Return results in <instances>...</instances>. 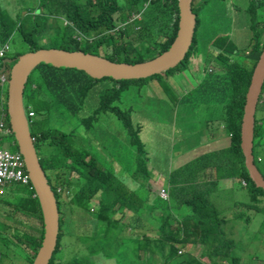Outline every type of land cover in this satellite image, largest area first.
<instances>
[{
  "label": "trees",
  "instance_id": "obj_1",
  "mask_svg": "<svg viewBox=\"0 0 264 264\" xmlns=\"http://www.w3.org/2000/svg\"><path fill=\"white\" fill-rule=\"evenodd\" d=\"M8 1L5 0L6 3ZM11 1L19 3L18 6L24 9L25 13H18L14 17L9 8L10 5L8 8H1L0 36L6 42L10 37L9 33L16 30L23 36V42L30 46V51L43 48L38 43L40 39L53 42L63 41L68 47L64 45L53 47L83 50L104 56L112 61L136 63L153 59L167 50L173 44L179 30V0H35V3L32 1L30 4L27 0ZM206 1L204 0L197 7L199 11L194 10V0L192 2L193 12L197 16L196 32L184 60L176 67L162 72L166 74L174 70L183 72L188 69L191 60L202 59V64L198 65L197 70H204V77L194 92L196 98L194 103L196 106H208L209 112L218 114L217 116L210 115L211 117L206 120V125L208 130L222 133L221 136L213 135L217 138H213L216 139L215 142L221 143V146L207 153H200L196 150L197 154L193 158H176L178 165L175 168H172L169 163L180 149L173 152L170 159L169 143L166 148L165 163L158 166L164 168L165 173H160V175L163 178L166 177L161 187L170 185L169 191L163 188L168 195L170 192L177 205L179 197L182 205L189 207L191 213L190 211L175 213L170 200L164 199L158 190L152 189L149 180L152 175L151 166L158 171L157 167L152 164L153 147L145 148V143L140 136L144 125L135 124L132 111L127 109L126 105L123 108L118 103L122 97L118 89L124 92L128 87L134 88L136 84L140 86L148 84L151 79L161 73L141 79L116 80L113 77L97 79L84 70L42 63L38 66V76L30 74L28 81L33 82H30L28 89L27 82L25 90H31L33 94L37 93L35 83L38 82L42 84L41 86H45L61 102V105L59 102L57 104L63 110L61 111L63 117H66L65 111L73 116L82 111L88 114L92 97L99 94V105L94 113L84 117L81 121L85 125L90 124L97 120V115L111 112L124 126L128 141L120 142L116 150L112 152L111 158L118 159L122 165L117 170L113 166L105 167L93 156L92 151L95 146L91 142H89L90 147L86 146L87 140L86 143L83 142L85 144L82 147H76L74 142L72 144L69 142L71 138L68 137L67 132L72 130L74 125L66 132L50 128L36 134L32 133L35 141L43 142L50 139L51 146H53L48 151L45 150V162L53 171V176L57 181L54 185L47 176L58 202L60 230L57 246L49 264H106L108 261L116 264H204L193 252L199 245L203 246L202 255L208 257L210 264H227L229 258H232V263L240 264L241 258L235 253L237 242L234 238L227 236L225 226L228 219L219 213L214 195L222 179H229L232 184L237 182V178L246 182L251 180L254 192L250 193V204L253 201L254 211L261 209L259 202L263 204L264 189L255 185L245 165V156L241 148V123L246 94L264 48V29L256 28L260 25L264 26V19L262 22V19L258 18V10L264 7V0H248L247 5L241 11L247 20L245 27L249 33L248 41L246 38H238L235 44L228 35L221 44L216 43L215 40L211 42L215 48L217 46L222 48L221 52L216 54L208 51L204 53V57H201L197 47V28L200 25V9ZM239 9L241 10V7ZM133 12L134 14L139 13L140 19L134 18L132 23L127 25L128 29L126 26H119L121 23H126L128 19L130 20ZM237 16L230 23V30L238 33ZM57 20H64L65 23L58 24ZM133 53L140 58L133 59ZM18 56L19 54H16L15 58ZM4 58L0 69L6 63ZM16 61L17 59L14 63ZM214 61L218 67L213 69V73L206 72L205 63ZM104 81L113 84L114 90L111 93L106 92L105 85H102ZM161 84L166 90L173 89L167 80L161 81ZM52 94L50 95L53 96ZM181 96L185 102H189L183 94ZM7 99V82L3 84L0 80V113L6 110L0 136L3 132L14 133L7 112ZM35 113L34 117H28L30 123L38 117L37 112ZM263 122L264 114L258 107L254 127V144L255 140L264 138V132L261 131L264 127ZM109 134L113 133L107 129L102 130V136ZM263 143L259 142V144ZM97 146L106 148L103 142H98ZM16 147L14 151H19L17 143ZM124 157L131 160L130 165L125 164ZM40 162L45 170L42 158ZM62 168L65 170L58 173L57 170ZM211 168L216 169V178L213 176L209 180L200 181L201 171L205 172ZM185 181H187L186 185L176 184V182ZM75 185L77 190L74 188ZM122 185L127 188L123 190ZM26 188L27 191H18L9 199L1 196L0 210L11 211L17 220L23 217L22 211L28 212L35 217L34 220L39 225L41 224L39 236L26 233L20 228V233H16L23 236L29 246L26 249L28 250L26 256L18 252L17 254L22 257L24 264H32L41 246L45 226L35 189ZM63 188H67L70 193V190L73 191L69 200L62 196ZM120 192L124 198L117 195ZM62 197L66 203L70 201L71 203L64 204ZM94 198L97 201L92 204ZM129 203L136 205L134 211H130L127 207ZM250 204L247 206L248 209ZM8 206H11V210H8ZM74 207L79 208L78 210L84 216L75 224V230L71 233L73 235L65 240L67 234L64 230L66 224L64 209L69 210L72 218H79L78 213L76 215L73 213ZM122 207L130 211L128 222L125 221L126 219L123 220L125 214L120 212ZM175 208L179 207L175 206ZM90 209L94 211L91 213ZM145 210L148 212L142 214ZM149 217L154 224L161 221L156 234L150 235L145 232V241L137 235L122 236L128 228L144 230V221ZM246 220L251 221V218H246ZM16 228L17 226L14 225L15 231ZM6 229L7 223L1 222L0 234ZM75 238L84 245L77 251H75ZM5 240L8 242V239L5 238ZM69 247L70 249L73 247L75 253L71 257H69L71 254ZM63 250H67L65 257H69L68 259L60 257ZM154 254L157 259L159 258L158 260L152 259Z\"/></svg>",
  "mask_w": 264,
  "mask_h": 264
},
{
  "label": "rangeland",
  "instance_id": "obj_2",
  "mask_svg": "<svg viewBox=\"0 0 264 264\" xmlns=\"http://www.w3.org/2000/svg\"><path fill=\"white\" fill-rule=\"evenodd\" d=\"M32 1L35 3V0H27L28 4H30ZM203 1L204 0H194V10L199 11L197 7L200 6ZM247 2L248 0H207L203 4L202 9H200V25L197 28V47L198 53H200L201 57H204V53L208 51H213L216 54L221 52L222 48L217 46L216 49L211 42H214L215 40L216 43L221 44L223 43V39L228 35L235 44H237L238 38H246L247 41L249 40V33H247L245 27L247 20L244 17L243 12H241L244 9V6L247 5ZM0 3L2 4L3 8H8L10 5L9 8L12 10L14 17H16L18 13H25L18 6L19 3L16 1L12 2L9 0L8 3H6L5 0H0ZM239 7H241V10ZM236 16L238 33L230 30V23L233 22ZM140 17L141 16L139 13L134 14L133 12L130 16V20L128 19L124 26L127 27L128 24L132 23L134 18L140 19ZM258 18H261L263 22L264 7L258 10ZM60 22L62 23L64 20H57L58 24ZM121 25L123 26V23L119 24V26ZM256 28L263 30L264 26L260 25ZM9 34L10 37L6 42H4L3 38L0 36V48L4 47L6 49V57L4 59L7 60V69L5 72L8 78L7 90L15 55H21L30 51V46L23 42V36L18 31H11ZM38 43L43 48L53 47L54 45H64L65 47H68L66 45L67 43L63 41L53 42L40 39ZM132 57H134L133 59L140 58V56H136L134 53L132 54ZM201 64V58L198 61L197 59L191 60L188 69L183 72L174 70L170 74L161 73L160 75L156 76V78L151 79L148 84H142L141 86L136 84L134 88L128 87V89H126L124 92H121L118 89V92L122 95L121 101L123 102L121 105L124 107L126 105V108L132 111L135 124L142 123V125H144L140 136L145 143V148L147 149L153 147L152 164L153 166L155 165L159 171L158 172L150 165V171L152 175H150L149 180L153 190H158L161 192L164 188H166L168 191L170 189V185H165L163 186L164 188L161 187L162 183H164L166 180V177L163 178L160 175V173H165L164 168L158 167L165 163L167 151L166 148L169 143L170 147L168 149V155L170 159L172 158L173 152L180 149L177 151L174 159H172V161L169 163L172 168H175L178 165L177 159L179 158H193L194 155L197 154L196 150L200 153H207L210 150L222 145L221 143H216L215 140L217 138L213 137L214 134L221 136L222 133L219 134L216 131H210L207 129L206 125V120L211 117L210 115L217 116L218 114L209 112L210 108L208 106H196L194 103L196 101L194 92L204 77V70H197L198 65ZM38 66H36L30 74L38 76ZM164 80H167V82L173 88L172 90H166L162 87L161 81ZM27 82L28 89L30 82L33 81H28L27 79ZM41 85L42 84H39L38 82L34 84L37 93L32 94L31 90H25L24 93V106L26 109V115L30 108H32L38 114V117L33 119V123L29 122L31 133L36 134L37 132L45 131L50 128L58 129L59 132H66L71 126L74 125L73 129L67 132L68 137L71 138L69 141L71 144L74 142L76 147H82V145H84L87 140L86 146L90 147L89 142H91V144L95 146L93 151L91 150L94 157L100 160L105 167L113 166L117 170L120 169L122 167L121 162L118 159L114 160L111 158L112 152L116 150L120 142L127 141V135L124 132L126 131L124 126L121 124L117 116L111 112H107L105 114L97 115V120L93 121V123H87L85 125L81 121L84 117L93 114L94 110L98 107L99 94H96L92 97L93 100L89 105L88 114L87 112L82 111L81 113L72 117L68 111H65L66 117H63L61 115V111L63 110L57 104V102H59L61 105V102L55 98L50 90ZM102 85H105V90L108 93H111L114 90L112 83L104 81ZM182 94L188 99L189 102L184 101L181 96ZM262 124L264 126V122ZM263 128L261 131L264 132ZM104 129L111 131L113 134L116 133L117 135L114 136L113 134H109L107 136H102V130ZM1 137L3 139V145L9 150L14 151L17 149L16 143L18 145V142L15 133L3 132ZM84 141L85 143H83ZM97 141L105 143L106 148L97 146ZM35 147L39 157L42 158L44 162L47 176L49 177L52 184L56 185L57 181L53 176V171L49 169V166L45 162V150L48 151L50 148H53V146H51L50 139H46L43 142L35 141ZM123 160L126 165H130V159L124 157ZM61 170L65 169L62 168L57 170L58 173H60ZM213 176L216 178L217 171L216 169L211 168L205 172L201 171L199 178L200 181H202L209 180ZM176 184L178 186L186 185L187 181L176 182ZM241 184L242 182L232 184L230 183L229 179H222L221 182H219L218 189L214 195L215 205L217 204V209L221 216H224L228 219L225 230L227 236L234 238L237 242L235 253L241 258L240 264H264V204L259 202V204H261V209L258 211L252 210L250 206L248 209L247 206L250 204V192L246 186H242ZM121 187L123 190L127 188L124 185ZM74 188L77 190L76 185ZM4 189L5 194H3V196L5 199L11 198V196L18 191H27L25 186L15 182L6 185ZM63 189L64 193L62 196L66 200H69L73 191L70 190V193L67 188ZM117 195H120L121 198H124L121 192ZM63 197L62 202L69 205L71 201L66 203V200ZM163 198L170 200L175 213H186L190 211L189 207L182 205L181 199L179 197L177 199V205L176 201L173 199V197H171L170 192L169 195L167 193L166 197ZM96 201L97 199L94 198L92 204H95ZM236 203L238 206H234ZM175 206H178L179 208H175ZM127 207L130 209V211H134L136 205L134 203H129ZM7 208L8 210H11V206H8ZM76 208L77 207H74L73 213L74 215L78 213L80 216L79 218L75 217L76 219L71 217L69 210L64 209V214H66V224L64 230L67 234L65 240L73 235L71 233H73L75 230V224L78 222V220L83 219L84 215L80 210H78L79 208ZM93 208L95 210V206H93ZM93 211L90 209L91 213ZM130 211H127L124 207L120 209V212L125 214L123 220L126 219V222L129 221L128 212ZM147 212L148 210H145L142 214H146ZM22 214L23 217L17 220V218L11 214V211L0 210V224L1 222L7 223V229L4 230L2 234H0V264H24V262H21V258L17 252L23 256H26L28 253V250L26 249L29 248V246L26 244L23 236L16 234L20 233L19 228L22 231L31 233L35 236H39L41 233L40 231L42 226L41 224L39 225L36 220H34L35 217L30 215L28 212L22 211ZM246 218H251V221H247ZM160 224L161 221H157V223L154 224L149 217V219L146 218L144 221V230H131L128 228L122 233V236L127 237L129 235H137L143 241H145V232L150 235L156 234L157 227ZM14 225L17 226L16 231L14 229ZM167 227L170 226L167 225ZM5 238L8 239V242L5 240ZM83 246L84 245L82 242L76 239L75 251ZM68 249L71 252L69 257L73 256L75 254L73 247L71 249L69 247ZM67 250L61 251L60 257L63 259H68L69 257H65ZM182 250H184V248H182ZM202 251L203 246L199 245L193 252L195 256L204 264H210L208 257L206 255H202ZM152 259L158 260L159 258L157 259L156 254H154L152 255ZM226 263L234 264V262L232 263V258H229L228 262ZM106 264L116 263L113 261H108Z\"/></svg>",
  "mask_w": 264,
  "mask_h": 264
},
{
  "label": "water",
  "instance_id": "obj_3",
  "mask_svg": "<svg viewBox=\"0 0 264 264\" xmlns=\"http://www.w3.org/2000/svg\"><path fill=\"white\" fill-rule=\"evenodd\" d=\"M192 2L193 0H179V30L173 44L157 57L147 61L136 63L112 61L83 50L59 47L36 49L14 59L17 61L12 66L8 84V113L12 131L15 133L19 150L25 159L26 169L35 189V195L40 201L45 226L41 246L32 264L50 263L58 242L60 213L55 193L40 162L29 128L24 106V91L28 76L41 63L56 67L77 68L97 79L113 77L116 80L147 78L174 68L183 61L194 41L197 16L193 12ZM5 69L6 64L0 72ZM263 83L264 48L246 94L241 123V148L245 156V165L255 184L264 189V176L257 168L254 156L255 113Z\"/></svg>",
  "mask_w": 264,
  "mask_h": 264
},
{
  "label": "built area",
  "instance_id": "obj_4",
  "mask_svg": "<svg viewBox=\"0 0 264 264\" xmlns=\"http://www.w3.org/2000/svg\"><path fill=\"white\" fill-rule=\"evenodd\" d=\"M0 55H3V51L0 52ZM1 79L4 82L5 76H2ZM28 115L33 117L35 112L30 110ZM13 182L33 188L22 153L9 150L3 145L2 137L0 136V196L5 193L4 187ZM160 195L166 197L167 191L162 189Z\"/></svg>",
  "mask_w": 264,
  "mask_h": 264
},
{
  "label": "clouds",
  "instance_id": "obj_5",
  "mask_svg": "<svg viewBox=\"0 0 264 264\" xmlns=\"http://www.w3.org/2000/svg\"><path fill=\"white\" fill-rule=\"evenodd\" d=\"M258 29V28H257ZM1 51H3V55H0V64H1V61H2V59L5 57V52H6V49L3 47V48H0V52ZM188 53V52H187ZM187 55V54H186ZM184 60V59H183ZM4 61H6V59H4ZM182 62V61H181ZM180 62V63H181ZM179 63V64H180ZM214 63H216V61H214ZM6 64V69H7V62L5 63ZM4 64V65H5ZM178 64V65H179ZM205 64H207V63H205ZM13 65H14V62H13ZM215 66H217L218 67V65L217 64H214V65H212V69L213 68H215ZM176 67V66H175ZM3 68V67H2ZM199 68V67H198ZM6 69L4 70V71H2V72H0V80H1V82L3 83V84H5L6 82H8L7 81V75L5 74V71H6ZM172 69V68H171ZM165 71H167V70H165ZM164 72V71H163ZM162 73V72H161ZM160 74V73H159ZM2 76H5V81L3 82L2 81ZM10 80V79H9ZM113 85V84H112ZM119 104H120V106H122L121 105V103L122 102H118ZM123 108H124V106H122ZM26 110V109H25ZM30 110H32V111H34L32 108H30L29 109V111ZM29 111H28V113H29ZM7 112H8V109H7ZM35 112V111H34ZM28 113H27V118L28 117H30L29 115H28ZM257 113H258V105H257V108H256V113H255V121H256V116H257ZM9 114V113H8ZM5 115H6V110H2L1 111V113H0V129H1V127H2V120H3V118L5 117ZM35 115H36V113H35ZM34 117V116H33ZM32 118V117H31ZM28 121H29V118H28ZM4 129H6L5 128V125H4ZM33 137V136H32ZM142 139V138H141ZM33 140L35 141V138L33 137ZM2 141H3V139H2ZM142 141H143V139H142ZM34 144H35V142H34ZM255 145V144H254ZM19 152H20V150H19ZM47 175V174H46ZM48 178V177H47ZM240 182H242V186H245L246 185V182L245 181H240ZM31 183H32V180H31ZM21 185V184H20ZM256 185V184H255ZM32 186H33V184H32ZM25 187H27V186H25ZM34 188V187H33ZM262 188V187H261ZM5 194V193H4ZM3 196V195H2Z\"/></svg>",
  "mask_w": 264,
  "mask_h": 264
},
{
  "label": "flooded vegetation",
  "instance_id": "obj_6",
  "mask_svg": "<svg viewBox=\"0 0 264 264\" xmlns=\"http://www.w3.org/2000/svg\"><path fill=\"white\" fill-rule=\"evenodd\" d=\"M213 45V44H212ZM215 68H217V66H215ZM215 68H213V69H215ZM212 69V68H211ZM213 69H212V71H213ZM71 116L73 117V114H71ZM263 150H264V145H262V146H256L255 147V150H254V156H255V158H256V160H255V164H256V166H257V168L259 169V171L263 174V176H264V157H263ZM262 153V154H260V155H257L258 153ZM249 176H250V174H249ZM251 177V176H250ZM235 180V179H234ZM253 180V179H252ZM246 182V181H245ZM235 184H237V183H240V179L239 178H237V182H234ZM247 188H248V190H250V193H253L254 191H253V189H252V181L251 180H248L247 182H246V185H245ZM251 195V194H250ZM262 197H263V204H264V194L262 195ZM252 205H250V207L252 208V210H254V206H253V201H252V203H251Z\"/></svg>",
  "mask_w": 264,
  "mask_h": 264
},
{
  "label": "crops",
  "instance_id": "obj_7",
  "mask_svg": "<svg viewBox=\"0 0 264 264\" xmlns=\"http://www.w3.org/2000/svg\"><path fill=\"white\" fill-rule=\"evenodd\" d=\"M1 8H3L2 7V4L0 3V9ZM23 11H24V9H22ZM23 13V12H22ZM124 24L125 23H123V26H124ZM122 26V25H121ZM214 64H217V63H214V62H208L206 65H205V71L206 72H208V73H213V71H212V65H214ZM212 76V75H211ZM263 85H264V83H263ZM262 91H263V86H262V90H261V93H260V96H259V99H258V102H257V105H258V107H259V110H260V112L262 113V114H264V92L262 93ZM119 102H123V101H119ZM259 142H264V138L263 139H260V140H258ZM257 140H255V145H254V150H255V147L256 146H262V145H264V143L263 144H259V142H258ZM261 154V152L260 153H258L257 155H260ZM19 253V252H18ZM19 255V254H18ZM20 256V255H19ZM20 258H21V262H23L22 261V257L20 256Z\"/></svg>",
  "mask_w": 264,
  "mask_h": 264
}]
</instances>
